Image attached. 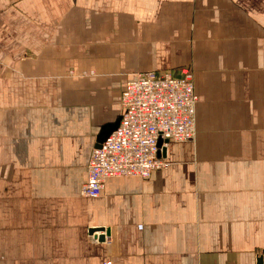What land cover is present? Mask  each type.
Wrapping results in <instances>:
<instances>
[{"label":"crops","instance_id":"0c3cea01","mask_svg":"<svg viewBox=\"0 0 264 264\" xmlns=\"http://www.w3.org/2000/svg\"><path fill=\"white\" fill-rule=\"evenodd\" d=\"M184 68L195 145L170 143L168 170L82 197L126 83ZM260 259L264 0H0V264Z\"/></svg>","mask_w":264,"mask_h":264},{"label":"built area","instance_id":"2783aa9c","mask_svg":"<svg viewBox=\"0 0 264 264\" xmlns=\"http://www.w3.org/2000/svg\"><path fill=\"white\" fill-rule=\"evenodd\" d=\"M197 105L193 73L187 68L180 75L147 72L129 81L122 94L118 128L92 152L81 196L99 198L108 179H147L156 171L167 170L169 163L161 158L162 149L196 139Z\"/></svg>","mask_w":264,"mask_h":264},{"label":"water","instance_id":"95a60500","mask_svg":"<svg viewBox=\"0 0 264 264\" xmlns=\"http://www.w3.org/2000/svg\"><path fill=\"white\" fill-rule=\"evenodd\" d=\"M119 122H120V118L117 120V122L113 125H109L107 127H105L101 133V135L98 137V140H97V145H96V149L97 148H101L102 144L111 136V134L117 130L118 128V125H119ZM159 147H162V142L160 141L159 142ZM162 154H165V150L164 148L162 149ZM105 230L104 229H92L90 231V235H94L96 233H104L101 235V237L99 238L101 242H103L106 238V235H105ZM108 233V231L106 232ZM259 264H263V261L262 259L259 260Z\"/></svg>","mask_w":264,"mask_h":264},{"label":"rangeland","instance_id":"374dc122","mask_svg":"<svg viewBox=\"0 0 264 264\" xmlns=\"http://www.w3.org/2000/svg\"><path fill=\"white\" fill-rule=\"evenodd\" d=\"M187 69H189V68H187ZM182 70V69H181ZM190 71H191V69H189ZM192 72V71H191ZM141 74V73H140ZM139 75V74H138ZM138 75H136L133 79H131L130 81H132V80H134V79H136V77L138 76ZM81 82L82 80H76V78H75V82ZM129 82V81H128ZM127 82V83H128ZM127 83H126V86H127ZM126 88V87H125ZM125 90V89H124ZM121 105H122V103H121ZM197 134L198 133H196V138H197ZM195 141H196V139L193 141V142H190V143H188V144H191V145H195ZM161 156V155H160ZM162 158V157H161ZM163 159V158H162ZM171 166V164L169 163V167ZM169 167H168V169H169ZM167 169V170H168ZM163 171V170H162ZM87 176H88V174H87Z\"/></svg>","mask_w":264,"mask_h":264}]
</instances>
